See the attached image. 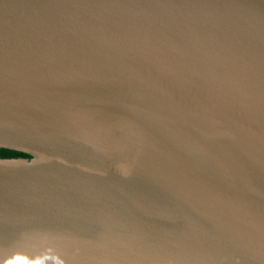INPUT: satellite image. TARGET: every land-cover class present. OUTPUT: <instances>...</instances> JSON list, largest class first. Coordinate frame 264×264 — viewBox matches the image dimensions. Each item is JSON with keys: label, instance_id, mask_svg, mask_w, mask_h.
Listing matches in <instances>:
<instances>
[{"label": "water", "instance_id": "95a60500", "mask_svg": "<svg viewBox=\"0 0 264 264\" xmlns=\"http://www.w3.org/2000/svg\"><path fill=\"white\" fill-rule=\"evenodd\" d=\"M0 264H264V0H0Z\"/></svg>", "mask_w": 264, "mask_h": 264}, {"label": "trees", "instance_id": "16d2710c", "mask_svg": "<svg viewBox=\"0 0 264 264\" xmlns=\"http://www.w3.org/2000/svg\"><path fill=\"white\" fill-rule=\"evenodd\" d=\"M19 156L24 157L27 156V154L6 148H0V157H19Z\"/></svg>", "mask_w": 264, "mask_h": 264}]
</instances>
